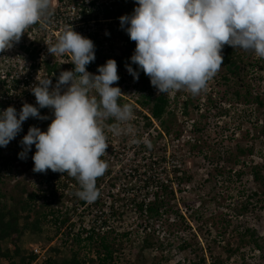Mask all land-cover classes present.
I'll use <instances>...</instances> for the list:
<instances>
[{
    "label": "clouds",
    "instance_id": "clouds-1",
    "mask_svg": "<svg viewBox=\"0 0 264 264\" xmlns=\"http://www.w3.org/2000/svg\"><path fill=\"white\" fill-rule=\"evenodd\" d=\"M136 4L131 15L119 18L120 24L136 43L132 63L150 78L157 94L180 89L199 94L223 64L225 45L264 58V0H136ZM51 9L52 0H0V52L18 43L25 30ZM46 44L54 57L70 55L75 67L61 71L54 87L51 78L36 77L31 92L39 107L25 102L19 113L14 106L0 111V147L15 139L30 117L48 119L40 109H51L54 119L47 131L31 126L20 141L19 158L26 159L35 145L34 172L66 173L80 185L76 196L93 202L100 195L97 179L108 167L101 159L109 146L104 122L114 121L107 128L115 136H134L133 106L118 103L123 93L113 87L120 79L115 59L99 66V74L87 71L96 59L91 39L71 27L62 30L54 44ZM126 68L139 79L131 65ZM143 143L151 147L147 137Z\"/></svg>",
    "mask_w": 264,
    "mask_h": 264
},
{
    "label": "rangeland",
    "instance_id": "rangeland-1",
    "mask_svg": "<svg viewBox=\"0 0 264 264\" xmlns=\"http://www.w3.org/2000/svg\"><path fill=\"white\" fill-rule=\"evenodd\" d=\"M135 7L124 0L119 3L121 13H133ZM129 40L132 48L127 56L123 54L125 46L121 47L119 41H109L103 48H98L101 51L99 53L105 56L103 63L108 59L117 61L118 75L128 84L129 89L137 90L140 101L148 94L152 98L160 95L150 80H136L127 71L126 65H123L125 61L131 62L136 48V43ZM239 52L245 55L241 65L242 75L249 82L251 95L263 93L264 72L260 73L262 80L257 77L258 68H254V73L251 72L252 66L257 62L261 64L262 58L251 50L239 49ZM120 62L122 66L118 64ZM220 72L221 67L207 82L206 88L197 95L185 89L161 93L173 99L172 115H168L167 124L178 135L182 134L178 109L182 102L188 103L187 114L198 118L199 125L195 134L201 145H194L191 155L186 154L183 159L187 165L182 178L188 176L191 181L188 183L181 180V184L187 183L189 187H181L177 196H170L167 205L170 214L157 218L140 215L137 207L145 191L137 190L133 184L129 185L132 179L124 177L125 197L119 200L121 209L110 223L113 228L109 236L110 239L119 240L118 236L126 232H131V235L128 240L124 238L121 251L116 253L117 264H189L199 261L200 257L205 258L206 264H264L263 254L251 248L240 250L232 256L229 253L240 245L235 227L239 231L242 226L249 227L256 230L260 237L264 236V194L253 183L250 174L251 166L264 164V139L254 130V126L264 124V109L260 110L253 101H237L234 92L239 91L242 95L247 92L243 87L244 82L233 80L230 87L225 86L216 79ZM94 74H99L97 69ZM251 95L250 99L253 100ZM45 112L47 115V110ZM239 147H252L255 150L252 156L239 157L241 162L249 164L241 180L235 172L244 170L242 163L236 165L234 157L229 159L230 154L237 156ZM259 153H263V157ZM29 159L31 162L24 163L21 159L12 166L11 172H17L14 178H9L7 172V181H13L10 185L25 184L31 189L35 177H31L34 175V162ZM242 186L246 187L247 192L241 197L237 191ZM252 192L258 195L250 201L249 211L243 216L238 215L237 207H241L242 201ZM176 213L178 216L174 215ZM50 235L48 230L41 234L25 233L20 241L22 253L27 256L29 246L33 243L50 242L47 240ZM146 240L151 246H145ZM8 246L12 249L9 242L4 243L5 248ZM64 252L67 254V249ZM0 264L8 262L0 259Z\"/></svg>",
    "mask_w": 264,
    "mask_h": 264
},
{
    "label": "built area",
    "instance_id": "built-area-1",
    "mask_svg": "<svg viewBox=\"0 0 264 264\" xmlns=\"http://www.w3.org/2000/svg\"><path fill=\"white\" fill-rule=\"evenodd\" d=\"M120 1L122 0H52L50 14H46L41 21L29 26L18 43L0 52V111L14 106L19 113L25 102L39 107L31 92V87L38 83L36 77L51 78L52 87H54L58 72L74 69L75 65L71 63L70 55L54 57L48 52L46 43L54 44L62 30L73 27L76 32L91 39L95 49L103 48L109 41L112 43L119 41L121 47L125 46L126 50L130 37L120 24L119 18L123 15H114L120 10ZM124 1L137 6L136 0ZM105 10L112 12V15L106 16ZM87 71L94 74L96 68L93 67ZM116 86L120 87L123 93L120 97L121 102L133 106L134 119L130 123L135 128V135L115 136L107 128L114 121L109 119L104 122L106 142L109 146L101 159L107 163L108 167L105 174L96 182L100 193L99 204L95 205L93 201L85 205L80 202L73 205L68 197L82 200L76 196L80 185L74 178L68 179L66 173H61L60 178V183L66 184L65 188L60 187L61 185L56 181L52 182L55 184L56 194L63 196V207L60 209L63 212H69L71 218L70 224L63 228L62 234L70 228L72 236L80 232L86 236L93 227L101 235L109 233L113 228L110 223L116 218L119 208L121 209L119 200L125 197L124 177L132 179L129 185L133 184L137 190L145 191L139 200V203L145 202V204L154 199V193L161 187L169 188V191H173V196H177L181 187H189L187 183L181 184L180 181L187 165L183 159L186 154L191 155L194 145H201L195 134L199 125L198 118L186 114L182 102L177 113L182 123L180 124L182 134H176L171 128L165 130L161 122L153 117L150 108L141 105L137 90L129 89L128 84L121 77L113 85V87ZM94 94L90 93V95ZM171 107L172 105L168 109L170 113ZM168 115L170 114L164 117L166 120L170 117ZM30 119L31 117L23 123L22 131L28 126ZM22 131L7 146L15 145L22 136ZM145 137L151 142L150 148L143 143ZM133 140L141 142L133 143ZM127 154L129 156H126ZM124 156L127 158L124 159ZM27 161L31 162L30 159ZM31 177H35V180L31 182L33 190L36 188L48 190V187H52L42 182L39 173ZM27 182L29 183L30 180L28 179ZM55 209H58L57 205ZM143 215L146 216V211ZM62 234L60 233L50 242H36L29 246L30 251L37 256L33 264H42L49 257L50 247L57 245L58 242L60 244L59 239Z\"/></svg>",
    "mask_w": 264,
    "mask_h": 264
},
{
    "label": "trees",
    "instance_id": "trees-1",
    "mask_svg": "<svg viewBox=\"0 0 264 264\" xmlns=\"http://www.w3.org/2000/svg\"><path fill=\"white\" fill-rule=\"evenodd\" d=\"M132 13H121L120 10L118 13H115V16L120 15H131ZM106 16H111L112 12L105 10ZM130 41V40H129ZM132 44L124 51V55L127 56L131 52ZM98 48L95 49L96 59L87 65V69L95 67L98 69L99 66L104 65L103 59L105 56H102L98 52ZM222 55L224 57V62L221 65V72L219 73L218 82H222L225 86L230 87V83L233 80H240L243 83V87L247 89L245 95H242L239 91L234 92L233 96L236 97L237 101H244L247 103H253L261 110L264 109V92L252 96L249 86V82L244 79L242 75L241 65L244 63V54L239 52V49H234L231 46L225 45L222 50ZM261 64L257 62L256 65L252 66L251 72L254 73V68H258L256 71L259 75L260 80L261 74L264 72V58L261 59ZM122 66L123 63H118ZM123 65H131V67L139 72V79L141 81H149L150 78L144 74L142 70L139 69V66L132 63V61H125ZM126 67V66H125ZM59 73L57 75L59 76ZM252 99H250V96ZM118 103L123 105L121 99L118 100ZM143 107L150 108V111L155 119L161 122V125L165 130H169L170 126L167 124V121L164 117L169 113L168 109L172 105L171 99L165 95L160 94L152 98L150 94L143 98L141 101ZM185 112L187 114L188 103H184ZM47 110V115L46 111ZM49 111V112H48ZM41 116H46L48 119H38L32 118L29 121L28 126L23 129L22 136L20 141L27 134L31 126L39 127L42 131H47L48 125L54 119V114L51 109L43 108L40 109ZM254 130L258 131V134L264 139V124L254 126ZM18 141L16 145L12 147H0V259L5 260L8 264H33L37 256L34 255L31 251L26 256L22 253L20 247L21 238L25 233L32 234H41L44 231H49L50 238L47 237L48 241L55 239L60 233L62 234L63 228L70 224L69 212H63L60 207L62 206L63 196H58L55 192V184L53 181L58 182L62 187L65 188V183H60L61 173L52 172L49 169L46 173H39L42 178V182L48 187V190H41L36 188V190L30 189L25 184H17L16 186L10 185L11 182L8 179L7 181V172L9 178L15 177L17 172H11L12 166L21 160L19 158V153L23 151V147ZM17 148V150H16ZM36 152L35 145L32 146L31 151L28 152L27 158L22 159V162L25 163L29 158L32 159L33 155ZM254 148H241L239 147L236 154H230V158L234 157V164L242 163L244 170H238L235 172V175L238 179L241 180L242 176L245 174V169L248 168L249 164L246 162H241L239 157L252 156L254 155ZM263 157V153H259ZM4 172V173H3ZM251 178L253 183L260 188L264 194V164L253 165L251 166ZM36 175V173L34 174ZM66 177L70 180L73 178L69 175ZM185 182H190L191 177L181 178ZM10 182V183H9ZM242 183V182H241ZM51 184V185H50ZM98 187V184H96ZM239 196H243L246 191V187L242 186L238 188ZM173 191H169L167 187H161L158 192L154 193V199L148 204L141 202L138 204V210L141 214L146 211V216L150 218H157L164 216L166 213L170 214V209L168 208V203L170 196H173ZM257 192H252L248 194L245 199L242 201L241 207H237L236 213L243 216L249 211L250 201L254 200L257 197ZM68 199L75 205L80 202L82 205H85L87 202L84 200H78L68 197ZM97 198L94 201V204H99ZM55 205L58 206V209H55ZM178 216V214H174ZM237 231V236L239 237V247L231 249L229 251L230 256L235 254L240 250L246 248H251L256 252H259L264 257V236L260 237L259 234L254 229L249 227L242 226V230L239 231L238 227H235ZM110 232L101 235L97 233L93 227L92 230L86 235L83 236V232L74 234L70 228H67L62 234V237L59 239L57 245L51 246L49 249V257L42 262V264H117L116 253L121 251L123 246L124 238L128 240L129 232H126L122 235H119V240L110 239ZM9 242L12 245V249L4 247V243ZM145 246H151V243L146 240ZM67 249V254L64 250ZM83 255V256H82ZM90 255V256H89ZM197 262H189V264H206L205 258L200 257Z\"/></svg>",
    "mask_w": 264,
    "mask_h": 264
}]
</instances>
